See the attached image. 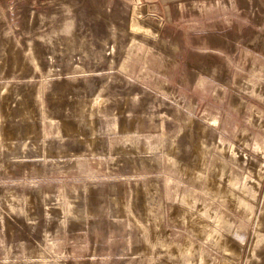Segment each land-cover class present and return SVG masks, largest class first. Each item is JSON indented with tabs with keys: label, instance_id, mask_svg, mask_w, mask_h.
<instances>
[{
	"label": "rangeland",
	"instance_id": "obj_1",
	"mask_svg": "<svg viewBox=\"0 0 264 264\" xmlns=\"http://www.w3.org/2000/svg\"><path fill=\"white\" fill-rule=\"evenodd\" d=\"M180 4L0 0V264H264V0Z\"/></svg>",
	"mask_w": 264,
	"mask_h": 264
},
{
	"label": "crops",
	"instance_id": "obj_2",
	"mask_svg": "<svg viewBox=\"0 0 264 264\" xmlns=\"http://www.w3.org/2000/svg\"><path fill=\"white\" fill-rule=\"evenodd\" d=\"M138 3L147 6L157 16H166L171 9H175L180 2L191 1L198 4L209 3L213 0H137ZM179 11V10H178Z\"/></svg>",
	"mask_w": 264,
	"mask_h": 264
},
{
	"label": "built area",
	"instance_id": "obj_3",
	"mask_svg": "<svg viewBox=\"0 0 264 264\" xmlns=\"http://www.w3.org/2000/svg\"><path fill=\"white\" fill-rule=\"evenodd\" d=\"M152 18H155V15H150Z\"/></svg>",
	"mask_w": 264,
	"mask_h": 264
}]
</instances>
